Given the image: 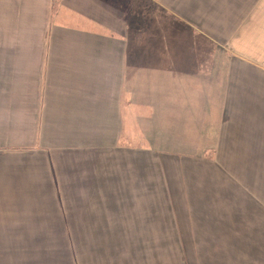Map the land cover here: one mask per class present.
Instances as JSON below:
<instances>
[{
	"label": "crops",
	"instance_id": "0c3cea01",
	"mask_svg": "<svg viewBox=\"0 0 264 264\" xmlns=\"http://www.w3.org/2000/svg\"><path fill=\"white\" fill-rule=\"evenodd\" d=\"M253 193L264 0H0V264H157L221 226L263 258Z\"/></svg>",
	"mask_w": 264,
	"mask_h": 264
},
{
	"label": "rangeland",
	"instance_id": "374dc122",
	"mask_svg": "<svg viewBox=\"0 0 264 264\" xmlns=\"http://www.w3.org/2000/svg\"><path fill=\"white\" fill-rule=\"evenodd\" d=\"M243 181L244 179L238 180V187L244 186ZM250 188L252 190L260 189V187L255 186ZM240 197L241 195L238 193V201L242 202L243 205L244 200L242 201ZM252 197H257L260 199L259 203L262 202L264 205V193H253ZM247 226L249 225H246V227ZM220 228L222 230L221 241L179 243L175 241L156 242L157 264H264V256L262 258L261 250L258 247L260 241H244L247 237L246 234H243L245 226H237L238 230L242 231V234L237 235L238 240L236 242L228 241L232 238L231 233L227 231L229 227L221 226ZM262 235L264 236V234ZM258 239L260 240V238ZM246 248H250L248 254H246Z\"/></svg>",
	"mask_w": 264,
	"mask_h": 264
}]
</instances>
